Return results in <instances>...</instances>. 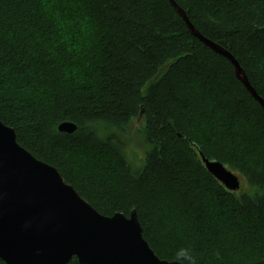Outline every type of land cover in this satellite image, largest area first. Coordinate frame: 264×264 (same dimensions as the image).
Segmentation results:
<instances>
[{
    "label": "trees",
    "instance_id": "obj_1",
    "mask_svg": "<svg viewBox=\"0 0 264 264\" xmlns=\"http://www.w3.org/2000/svg\"><path fill=\"white\" fill-rule=\"evenodd\" d=\"M174 1L264 99V0ZM141 114L153 149L134 169L100 132ZM0 120L101 215L136 211L161 260L264 264V110L169 0H0Z\"/></svg>",
    "mask_w": 264,
    "mask_h": 264
},
{
    "label": "water",
    "instance_id": "obj_2",
    "mask_svg": "<svg viewBox=\"0 0 264 264\" xmlns=\"http://www.w3.org/2000/svg\"><path fill=\"white\" fill-rule=\"evenodd\" d=\"M169 1L195 37L232 63L237 79L264 110V99L239 62L204 38L184 10ZM77 129L73 123L59 126L68 135ZM199 154L208 173L227 190H241L242 182L233 171ZM74 258L79 264H183L155 254L144 239L136 211L129 217L101 215L55 167L21 147L13 128L0 120V260L5 264H69Z\"/></svg>",
    "mask_w": 264,
    "mask_h": 264
},
{
    "label": "rangeland",
    "instance_id": "obj_3",
    "mask_svg": "<svg viewBox=\"0 0 264 264\" xmlns=\"http://www.w3.org/2000/svg\"><path fill=\"white\" fill-rule=\"evenodd\" d=\"M146 119L144 116L132 120L128 130L123 132L111 131L100 133L120 147L128 162L134 169L142 168L147 154L153 149L145 140ZM246 190V184L243 186Z\"/></svg>",
    "mask_w": 264,
    "mask_h": 264
},
{
    "label": "clouds",
    "instance_id": "obj_4",
    "mask_svg": "<svg viewBox=\"0 0 264 264\" xmlns=\"http://www.w3.org/2000/svg\"><path fill=\"white\" fill-rule=\"evenodd\" d=\"M178 255H179V257H183L185 259L190 260L191 264H195V262L192 260V258L190 256H188V253L185 250H181Z\"/></svg>",
    "mask_w": 264,
    "mask_h": 264
}]
</instances>
